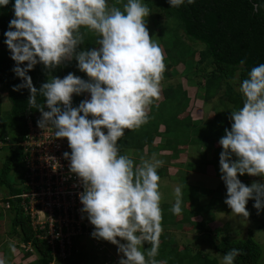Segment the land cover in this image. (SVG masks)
<instances>
[{"label":"clouds","instance_id":"1","mask_svg":"<svg viewBox=\"0 0 264 264\" xmlns=\"http://www.w3.org/2000/svg\"><path fill=\"white\" fill-rule=\"evenodd\" d=\"M9 3L0 0V6ZM168 3L178 8L185 0ZM13 7L15 18L5 43L16 62L13 71L22 81L13 90L28 89L29 108L41 113L38 126L52 127L56 139H67L71 152L63 155L83 186L79 198L82 212L95 227L92 236L118 246L119 264H161L155 257L163 231L157 171L163 161L154 154L137 166L117 147L125 130L147 122L149 106L160 97L166 65L147 27L150 9L141 0H127L123 10L109 7L107 0H15ZM259 8L253 5L255 11ZM88 33L97 37L98 47L78 51ZM73 59L88 80L73 73L62 79L51 75ZM37 64L49 73L40 89L28 75ZM239 91L243 106L231 112V129H225L219 141L220 171L227 188L225 203L233 215L247 218L250 199L258 213L264 210V184L254 181L248 186L239 179L245 174L264 177V63L248 72ZM84 93L90 99L73 107V95ZM37 94L44 97L43 103H37ZM174 195L170 211L180 215V187ZM145 242L151 245L146 254L141 250ZM10 247L15 253V246ZM240 254L241 249H231L223 264H234Z\"/></svg>","mask_w":264,"mask_h":264},{"label":"trees","instance_id":"2","mask_svg":"<svg viewBox=\"0 0 264 264\" xmlns=\"http://www.w3.org/2000/svg\"><path fill=\"white\" fill-rule=\"evenodd\" d=\"M116 1V7L123 10L127 0ZM14 3L15 0H10L7 6H0V92L8 97L12 105L9 111L3 112L0 100V129H7L12 134L8 136L11 139L10 144L0 137V142H3L0 151L5 148L10 151L0 168V188L8 191L5 205L8 201L11 203L9 209L13 214L9 233L20 238L22 256L29 258L31 254H36L37 260L34 264H51L53 258L49 246L38 238V233L33 229L30 218L25 216L19 200H10L21 193L17 186L20 178L10 176L22 168L24 154L19 144L27 134V117L40 113L38 109L29 108L28 100L31 94L28 89L13 90L14 86L22 83L13 71L16 62L11 59L10 50L5 43L7 39L5 33L9 30L10 21L15 18ZM157 3L159 13L154 19L158 21L155 23L159 36L158 44L163 50L166 65L163 78L168 81L174 80L180 73L177 67L183 65L181 74L187 82L185 84L178 81L170 82L164 91V101L150 105L147 122L137 129L125 130L117 147L120 154L127 149L141 155L146 148L148 153H153L161 149L175 151L180 146H200L202 151L199 170L206 173L213 167L215 173L221 176L220 154L223 148L219 141L226 134L225 129H231V112L243 106L244 98L239 91L240 85L248 78V72L253 67L264 63V0H195L194 4H188L185 0L178 8H172L168 0H159ZM254 4L260 5L258 11L253 9ZM165 28L171 31L167 36L163 31ZM96 40L95 35L88 33L78 51L98 47ZM196 43H202L204 47L199 48ZM241 60L245 61L244 65L240 64ZM77 65L78 61L75 59L66 61L54 69L51 75L62 79L73 73L88 80L87 74L81 72ZM28 75L32 77L33 85L37 89L49 79L48 70L42 64H37ZM196 75L198 81H194ZM193 87L197 92L192 96ZM196 96L203 101V105L219 96V106L214 108L216 110H213L211 118L205 121L194 120L198 111ZM78 98L79 103L84 100L82 95H76L73 100ZM43 102L44 97L37 94V103ZM158 136L163 138L161 143L155 150H150ZM190 166L193 164L190 163ZM161 175L162 173L160 177ZM239 179L245 185L251 186L254 181L264 180V177L254 176L250 179V175L245 174L239 176ZM254 204L255 200L250 199L246 206L253 216ZM262 217V223L256 218L255 223L258 221V227L264 230V212ZM198 227V231L202 232L206 224L200 223ZM211 232L212 230L208 229V233ZM211 243L215 252L222 256L233 248L241 249L242 254L235 258L234 264H264L262 246L254 239L252 230L247 239H233L229 236L219 239L215 236ZM21 244H31L34 252L26 251ZM165 246L166 244L159 245L158 255L155 257L157 261L165 264H182L181 261L187 259V254L175 248L176 252L182 253L176 262L175 250L165 255L163 253ZM150 247L151 245L145 242L142 251L146 254ZM189 259V264H196L197 261L201 264H219L217 259H212L209 254L200 251L193 257L189 255Z\"/></svg>","mask_w":264,"mask_h":264},{"label":"rangeland","instance_id":"3","mask_svg":"<svg viewBox=\"0 0 264 264\" xmlns=\"http://www.w3.org/2000/svg\"><path fill=\"white\" fill-rule=\"evenodd\" d=\"M159 0H141V3H143L144 5H146L149 9H150V15L148 17H146V22H147V27L150 33V36L153 38V40L156 43H159V36H158V31H157V26H156V22H158L157 20L154 19V16L156 14L159 13V9H158V2ZM116 0H107V3L109 5V7L112 6H116ZM164 34L167 36L168 33L170 34V29H163ZM198 44L197 46L199 48H203L204 45L202 43H196ZM184 69L183 65H179L177 67V71L180 72V76L179 74L175 76L174 80L171 81V83H176L178 82H182V83H186L187 80L183 77L184 75H182V71ZM201 75H199L200 77ZM198 78V75H196V78L194 79V81H198L196 80ZM161 82H164V79H162ZM190 87V86H189ZM196 89V88H195ZM194 92H197V89L194 90ZM76 95L74 94L73 97H75ZM161 96V93H160ZM84 98H87L86 93L83 94ZM0 100H2V111H9L12 107L10 100L8 99V97L6 95L1 94L0 92ZM75 104V107L79 106V98L78 99H74L72 101ZM219 105V101H217L214 106H218ZM213 108L209 106H207L206 112H205V116L207 117L209 115V113H211V116H213V112H209L207 109ZM214 109V108H213ZM12 134H10L7 129H0V137L1 139L7 141L8 136H11ZM9 141H11L10 138H8ZM8 141V142H9ZM10 144V143H9ZM2 146V144H0V147ZM156 148V147H155ZM194 149V148H193ZM151 150H155V149H151ZM181 151V150H180ZM179 150H175L173 151V156L171 158H176L179 155ZM10 154V151L5 149H2L0 151V168L2 167L5 158ZM194 156L196 157L195 161H190L191 164H193V166H187L186 172L182 173L181 171L179 172L178 175H168L166 169L165 171L162 172V175L160 177V181H159V191L161 193V209H162V214L165 215V218L167 220L168 225L171 224V226L174 228V233L177 235H172V237L170 236L171 241H167L166 246L163 248V253L165 255H168L172 252H174L175 248L180 247V245L182 246L185 244L186 246H189V243H193L191 244L188 249H189V254L193 255L196 253L194 251L195 248L199 247V251L201 253L204 254H209L210 258L212 259H217L219 264H223V257L222 255L218 254L215 252L214 248L212 247V240L214 239V237L216 236V234L218 235V238H222L223 236H229L230 238L233 239H247L249 238L250 235V231L252 230L254 233V239L259 242L262 246L263 249V256H262V262L264 263V230L258 227L257 222L255 223V218L257 220H259L262 223L263 220V212L264 210L259 211L255 208L254 212L255 215L253 216V213L249 212L250 215L249 217H239L236 215L232 214V210L228 207V205L225 203V200L227 198L226 194H222L221 191H217L218 189V183L220 182V177H213L214 176V171L210 168L208 169V175L210 173V175L212 177H203V176H198V174L195 172H188V171H193V169H195L197 166H199V161L200 160V156L197 153H194ZM146 158L151 159L152 157L149 155H145ZM157 159L160 160L164 159V157H156ZM197 160V161H196ZM136 164V163H135ZM138 166V164H136ZM181 169L185 170L184 167H180ZM160 168H158V173H159ZM195 171V170H194ZM18 177L20 179H22L23 176V168H21V170H19L17 173L11 174L10 178H14V177ZM251 178V177H250ZM17 181V186L18 188L21 190L22 192V185H21V180ZM252 179V178H251ZM189 182H191V184H195L197 186V189H194L193 185H190ZM261 184H264V180H260L259 181ZM184 184H189L190 187L185 186ZM180 187L181 191H182V200H183V204L185 202L188 203H192V202H196V201H202L204 198L205 201H209V202H213V203H217L215 206V210L211 211L210 208L206 205V203L204 202V205L200 204V208H196L197 204H193V207L195 208V210H197L198 212L200 211V209L202 210V213L204 216H206L208 219L210 217L212 218H217L218 223H213L211 226H213V228H220V232L215 231V233H213V231L211 233H208V229H211V227H208L206 225L205 229L202 231L203 234L201 235V237H194L197 236V230L199 227L196 228H191V232L189 231H183L186 234L185 235H181L179 232H176V230L178 229L179 231L181 230L180 224L178 223V218H176V216L173 214L170 209L172 207V205L175 202V195H174V190L175 188ZM220 189L222 191H224V193L227 192V188H221ZM8 191L7 189L4 188H0V253H2V250L4 253V255L6 254L9 258V260H6V262H12L14 260V258L12 256H17V254L19 255L16 258L17 262L16 264H27L25 263V258L23 255L22 250L20 249V243L21 240L20 238H18L17 236H11L10 235V227H11V223H12V218H13V214L11 213L10 209H7L6 205H5V199L7 197ZM197 197L198 200H197ZM196 212V211H195ZM262 214V215H261ZM186 216V215H184ZM175 221V224L173 223V221ZM197 222L202 221V218L198 217ZM220 221V223H219ZM162 223H163V219H162ZM228 223V224H226ZM198 224V223H197ZM196 224V225H197ZM260 224V223H259ZM185 228H189L188 226H186ZM218 230V229H216ZM217 232V233H216ZM191 233V234H190ZM190 234V235H189ZM187 237H184L186 236ZM189 235V236H188ZM209 235V236H208ZM119 239V238H118ZM102 240V239H97L94 238L92 236V234L90 236H84V237H80L77 241H76V247L79 250V253L77 254V256L73 257V263L74 264H112L111 261L108 262V260L111 258H109V253L117 256V257H121V253H119L118 251V247L115 245H111L110 246V242ZM121 243H126V241H121ZM11 246H15V248L19 251V253H13L11 251ZM106 251H110L105 252ZM80 251H84L80 254ZM182 252V251H181ZM85 253V254H84ZM175 254L177 258L176 262H178V258L180 257V255L182 253L176 252L175 250ZM3 255V258H4ZM5 255V256H6ZM2 257V255H0ZM34 258H32L31 261H29L28 264H34L35 261L37 260V255L34 254L33 255ZM192 256V257H193ZM110 260H112L115 263L114 258H111ZM190 259H183L181 262L183 264H189ZM77 262V263H76ZM201 263V262H200ZM117 264V263H116Z\"/></svg>","mask_w":264,"mask_h":264},{"label":"built area","instance_id":"4","mask_svg":"<svg viewBox=\"0 0 264 264\" xmlns=\"http://www.w3.org/2000/svg\"><path fill=\"white\" fill-rule=\"evenodd\" d=\"M40 118L41 113L27 117V134L19 144L24 154L22 192L10 200H19L38 238L49 246L51 264H74L73 257L79 253L76 241L90 236L95 227L82 212L79 193L84 189L63 155L71 152L67 139H56L52 127L41 129ZM10 206L8 201L7 209ZM21 247L34 252L31 244Z\"/></svg>","mask_w":264,"mask_h":264},{"label":"crops","instance_id":"5","mask_svg":"<svg viewBox=\"0 0 264 264\" xmlns=\"http://www.w3.org/2000/svg\"><path fill=\"white\" fill-rule=\"evenodd\" d=\"M170 82H171V80L168 81L167 79H164V82H161L160 83V93H161V96L159 97L158 100L155 101L156 104L162 103L164 101V91L169 86ZM194 90H196L195 87L192 88V93H191L192 96L194 94ZM81 95L83 96V94H81ZM86 95H87V98H84L83 97L84 100L85 99H90V94L89 93H86ZM196 99H197L196 101H198V103H197V105H198V111L196 113L197 116L194 117V120H201L202 119V120L205 121V120L211 118L212 116H211V113H209V112H213V110H216V109H213V108H216V107L219 106V105L218 106H214V104L218 101L219 96L216 97L215 99L211 100V101H208V103H205L204 105L202 103L203 101L201 99H199V97L196 96ZM192 103L193 102H191V105H192ZM209 105H210V107L213 106V108L207 109L209 115L207 117H204L205 116V112H206V109L205 108L207 106H209ZM149 110H150V106H149V109H148V113H149ZM162 139H163L162 136H158L155 139V143H154L153 147L150 148V150L151 149H155V147H157V145H159L161 143ZM178 150L179 151L181 150V151L179 152V155L176 158H171L173 156V150H171V149H161L159 151H154L153 153H148V148H146L145 149V152L143 154H141V155H136L133 150H127V149H125V150H123V152H121V155H127L129 158H131L134 161V164L136 163L135 161L138 160L139 162L136 163L138 165L140 164V162H141L142 159H148V158H146L145 155H148V156L150 155L152 157L155 154L156 157H160V156L161 157H164V159H161L160 158V160L163 161V164L159 167L160 170H159L158 175L160 176V174L163 171H165V169H166L168 175H178L180 171L182 173H185L186 172V169L185 168H187V166H190V161H195L196 157L194 156L193 152L199 154V156H200V152L202 151V147H200V146L199 147H196L194 145H187V146H180V147H178ZM180 167H184L185 170L181 169ZM199 168H200V166H197L195 169H193V171H188V172H193V173L196 172L198 174V176H203V177H208L209 176V177H212L210 175V173L208 175V173H207L208 171L206 173H203L201 170H199ZM211 169L214 171V176L213 177H215V178L216 177H220V182L218 183V189H217V191L218 192L221 191L222 194H226L227 195V192L224 193L225 190L222 191L220 189V187L226 189V185L223 182V180L221 179V176H218L215 173V169L213 167ZM250 177L253 179L254 176H250ZM189 184L190 185H193V184H191V182H189ZM190 185H189V187H190ZM191 187H193L194 189H197V186L195 184L193 186H191ZM198 198L199 197H197V200H198ZM202 199L203 200L200 201V203H199V201L192 202V203L191 202L190 203L185 202L184 204L182 203V212H181L180 215L176 216V218L179 219L178 220V223L180 224V226L181 227L183 226L180 231L177 229L176 232H179L182 236L186 234L183 231H189V232H191V228L194 229V228L198 227V225L200 223H205L208 227H211V229H213L212 230L213 233H215V231L220 232V228H218V227L217 228H213V226H211L213 223H218L217 218L210 217L208 219L206 216L203 215L201 209L198 212L197 211L198 209L195 210V208L193 207V204H195V203L197 204V207L196 208H198L200 206V204L201 205H204V202H205L206 205L210 208L211 211H214L215 210V208H216L215 205L217 203L205 201L204 198H202ZM184 215H186V216H184ZM163 217H165V215H163ZM198 217L202 218V221H200V222L198 221L197 222V220H194V219H197ZM175 221L176 220L173 221L174 224H175ZM219 223H220V221H219ZM226 224H228V223H226ZM186 226H188L189 228H185ZM162 228H163V231H162V234L160 236V244H162V246H164V244H166L165 242L171 241L170 236L172 237L173 234L174 235H176V234L174 233V231H175L174 228L171 226V224L168 225L167 220L165 218H163ZM216 229H218V230H216ZM195 230H197V233H199V234H197V236H194V237H198V238L201 237V235L203 233L200 232V231H198V229H195ZM218 235L219 234H216V236H218ZM184 237H187V235L184 236ZM107 244H108V242H107ZM109 244H110V246L111 245H114L111 242ZM189 244L191 245L193 243H189ZM115 246H117V245H115ZM189 246H186L185 244L183 245V243H182V246L180 245V247H178L179 252L182 251L183 253H185V254L188 255L187 259L189 258V255H190V257L193 256V255L189 254V250H188V247ZM141 250H143V248ZM194 251L196 252L194 255H196L197 253H199V247L198 248H195ZM16 252L19 253V251L17 249H16L15 253ZM82 252H84V251H82ZM105 252H108L109 253L110 251H108V250L106 251V249H105ZM4 253L5 252H3V250H2V253H0V255H2V257L0 256V260H3L4 261V264H16L17 262H19V261H16V258L19 256L17 253H16L17 256H12L13 258L14 257L15 258L10 263L9 262H6V260H9V258H8V256L6 254H5L6 255L5 256ZM3 255H4V258H3ZM108 256H109V258H110V256H111V258H114L115 263L112 260H110L111 258L108 260V262L111 261L112 264H116V263L119 264V261H120L121 257H117V256L114 257V255H112L110 253H109ZM32 258H34V256L32 254H31V256L29 258L26 257L25 258V263L28 264L29 261L32 260ZM161 264H165V262H161ZM196 264H201V263H200V261H197Z\"/></svg>","mask_w":264,"mask_h":264}]
</instances>
